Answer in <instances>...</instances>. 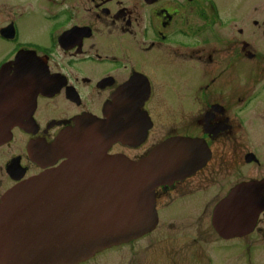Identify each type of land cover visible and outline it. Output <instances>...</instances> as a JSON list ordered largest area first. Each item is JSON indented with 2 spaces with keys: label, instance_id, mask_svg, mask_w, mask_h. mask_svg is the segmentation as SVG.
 <instances>
[{
  "label": "flooded vegetation",
  "instance_id": "flooded-vegetation-1",
  "mask_svg": "<svg viewBox=\"0 0 264 264\" xmlns=\"http://www.w3.org/2000/svg\"><path fill=\"white\" fill-rule=\"evenodd\" d=\"M108 118L126 135L109 155L184 137L205 161L156 189L152 232L80 264H264V209L240 210L264 182V0H0V199Z\"/></svg>",
  "mask_w": 264,
  "mask_h": 264
},
{
  "label": "water",
  "instance_id": "water-1",
  "mask_svg": "<svg viewBox=\"0 0 264 264\" xmlns=\"http://www.w3.org/2000/svg\"><path fill=\"white\" fill-rule=\"evenodd\" d=\"M112 123L98 122L90 131L79 124L55 147L68 161L2 197L0 264H78L156 227L155 189L200 164L192 155L194 142L170 138L137 162L108 157L107 147L124 138ZM241 190L240 210L250 214L246 220L253 227L264 209V182L246 183ZM222 210L221 204L216 212Z\"/></svg>",
  "mask_w": 264,
  "mask_h": 264
},
{
  "label": "rangeland",
  "instance_id": "rangeland-1",
  "mask_svg": "<svg viewBox=\"0 0 264 264\" xmlns=\"http://www.w3.org/2000/svg\"><path fill=\"white\" fill-rule=\"evenodd\" d=\"M229 1H231V2H237V1H239V0H229ZM241 1V0H240ZM243 1V3L245 4V5H248V4H250V3H252L253 2V0H242ZM263 41V40H262Z\"/></svg>",
  "mask_w": 264,
  "mask_h": 264
}]
</instances>
